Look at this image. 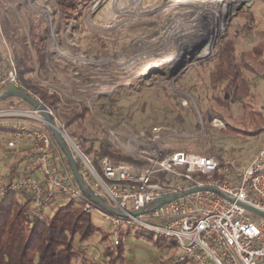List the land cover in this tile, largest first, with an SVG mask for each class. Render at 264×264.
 I'll return each mask as SVG.
<instances>
[{
	"label": "rangeland",
	"instance_id": "obj_1",
	"mask_svg": "<svg viewBox=\"0 0 264 264\" xmlns=\"http://www.w3.org/2000/svg\"><path fill=\"white\" fill-rule=\"evenodd\" d=\"M217 1L128 0L122 7L123 12L117 13L119 21L112 24L99 15L111 0H15V3L0 0L14 10L19 5L21 9L18 12L25 25V11L48 22L50 32L44 45L47 70L38 66L35 78L38 87L46 89L49 94L70 101L74 108L83 105L90 111L91 116L83 121L82 126H74L70 131L87 137L100 127L105 130L103 124L111 128L119 126L111 109L120 104L129 109L123 122L134 131L168 126L186 138L174 140L175 148L210 154L217 150L216 147H223L222 153H218L222 158L235 155L241 164H248L264 146V131L257 136H243L209 129L213 118L221 117L208 111L206 100L199 102L195 93L181 87V83L188 85L194 82L193 73L187 77L194 67L204 66L207 71H215L216 61L222 52L231 49L232 62L238 63L240 51H249L260 43L264 45V35H260L264 31V14L258 0H222L227 3V11L220 15V3ZM72 2L83 6L81 17L77 18L78 12L75 11L74 17L68 21L61 4ZM252 13H256V20L249 28ZM222 38L227 39L225 44L216 53L203 58ZM182 53H187L186 59L180 58ZM179 59L180 63L176 65ZM253 67L264 75V67L255 63ZM245 78L252 82L255 98L231 93L228 103L234 109V116L247 117L250 108L243 104L247 101L264 118V79L250 72H245ZM204 80L206 86L198 81L200 85L196 90L203 96L204 88L211 85L210 77ZM159 89H165L174 99L167 101L162 92L157 93ZM223 91L220 96L225 93ZM150 97L156 101L153 103ZM175 102L181 104L175 116L166 111L158 113L160 106ZM151 106L155 107V112H151ZM25 107L29 110L30 106ZM63 110L59 105L58 113ZM54 115L62 121L56 111ZM204 127L208 132L200 136ZM1 138L0 135V174L7 172L16 162L14 154L12 157ZM63 202L46 205L43 217L47 219ZM251 216L261 218L253 212ZM92 221L98 231L89 241L81 243L76 240L74 244L76 248H83L87 257L99 261L98 264H111L110 257L104 258L103 252L106 246H113V241L104 242L100 230L111 234L113 225L96 209L92 211ZM128 229L131 234L124 240L127 264H169L181 254L171 239L152 235L140 227H123L120 239ZM116 246L112 248L115 250ZM88 259L86 263L80 260L79 264H91Z\"/></svg>",
	"mask_w": 264,
	"mask_h": 264
},
{
	"label": "built area",
	"instance_id": "obj_2",
	"mask_svg": "<svg viewBox=\"0 0 264 264\" xmlns=\"http://www.w3.org/2000/svg\"><path fill=\"white\" fill-rule=\"evenodd\" d=\"M9 56L11 70L0 63V96L8 89L23 90ZM45 108L55 118L86 186L128 217L108 213L86 197L69 165L58 155L45 119L33 107L0 109V130L7 136L5 147L21 158L30 157L40 169V175L14 181L1 178L0 197L15 191L29 192L33 198L30 213L40 216L54 194L60 192L81 202L87 214L94 209L101 212L113 225L115 246L125 226L171 239L181 254L169 264H264V218H253L240 204L264 213V146L248 164H241L235 155L222 158L220 154L175 148L174 140L186 138L168 126L134 131L126 122L115 128L103 124L112 148L134 162L104 157L99 161V173L78 139L56 119L51 108ZM208 128L221 132L226 125L214 119ZM23 147L27 150L21 152ZM204 187L218 189L234 201L211 190H197ZM189 190L196 191L185 194ZM173 195L181 196L150 210L163 197ZM140 210L145 212L130 215Z\"/></svg>",
	"mask_w": 264,
	"mask_h": 264
},
{
	"label": "trees",
	"instance_id": "obj_3",
	"mask_svg": "<svg viewBox=\"0 0 264 264\" xmlns=\"http://www.w3.org/2000/svg\"><path fill=\"white\" fill-rule=\"evenodd\" d=\"M8 1L15 3V0ZM258 3L264 14V0H258ZM61 7L65 11L68 21L74 17L75 11L78 12L75 16L77 18L81 17L80 12H82L83 6L72 2L61 4ZM20 9L19 5L14 10L5 5V3L0 2V63L6 70H11L10 54L21 88L37 96L44 106L52 108L54 112L56 111L69 131L74 126L81 127L83 121L88 116H91L90 111L85 106L80 105V108H74L70 101L64 100L59 95L49 94L46 89L38 87L35 73L38 71V66L41 70H47L44 45L48 39L50 27L47 21L42 18L38 19L37 14L30 13L29 11H25L27 23L26 25L23 24L18 12ZM255 16L256 13H252L249 20L251 27L249 26V28H252V24L256 20ZM260 35L262 37L264 31L260 32ZM226 40L222 38L219 43L214 45L213 51L203 58L216 53L217 49L223 46ZM239 55L240 61L234 63L232 62L233 55L231 49L222 52L216 61L217 69L213 72L209 69L207 71L204 66L194 67L187 75L188 77L193 73L194 82L192 81L188 85L181 83V87L187 89L190 93H195L196 99L199 102L203 101V99L206 100L209 107L208 111L221 117L213 118L222 120L226 125V129L220 133L257 136L264 131V118L262 114L254 108L251 102L246 101L243 104L250 108L247 117L240 118L234 116V109L228 103V98L231 93L235 95L242 93L251 99L255 98V94L251 89L252 82H249L245 78V72L255 73L264 79V75H260L256 71V68L253 67L254 63L258 67H264V45L260 43V45L252 47L249 51H240ZM251 60L254 62L253 64ZM208 77H210V87L204 88V96L203 94H198V91H196L197 86L200 85L198 81H202L201 84L206 86V80L204 79ZM184 82H186V79ZM222 90H225L223 91L225 93H223V96H220ZM158 92H162L167 101L174 99L165 89H159ZM153 98L150 97L149 100L154 103L156 100ZM59 105L65 109L60 111V114L58 113ZM6 106L20 108L29 107L30 105L20 98H9L0 101V109L6 108ZM179 106L181 104L179 105L176 102L169 104V106L162 105L159 107L158 113L166 111L175 116L176 109ZM95 107H97V104H95ZM100 108L103 109V107ZM128 110L120 104L114 105L111 112L115 115L116 125L126 120L125 112ZM150 110L151 112L156 111L154 106H151ZM144 111H146V108ZM176 120H178L177 117ZM233 124L235 126H232ZM46 129L53 137L51 131L48 128ZM207 130L205 131L208 132ZM70 132L78 139L83 151L92 159L93 165L99 173H101L99 161L104 157H111L121 162H134L132 158H126V156L121 155L112 148L107 141V133L102 127L87 137L75 131ZM0 135L2 137L1 140L3 139V144L6 143V132L0 130ZM56 147L58 155L68 164L57 143ZM216 148L217 150H214L210 154L222 153L223 147ZM25 150L27 148L23 147L21 152ZM9 151L11 154L15 153L11 150ZM190 151L188 150V152ZM14 155L16 162L10 166L7 172L0 174V179L5 178L8 181H14L30 174L40 175L38 165L30 157L21 158L20 154ZM61 200L65 202L60 205L58 204L54 208L52 215L46 219L43 217L44 210L40 216H33L30 213L33 198L29 192L24 190L15 191L9 193L6 197H0V264H79L80 260L86 263L85 261L89 260L88 258H90L91 264L99 263V261H96L92 257H87L83 248H76L74 244L76 240L81 243L89 241L98 231L93 224L92 213L87 214L83 210L81 202L70 199L60 192L55 193L47 205L57 201L60 202ZM130 234L131 230L128 229L125 236H122L120 239L119 245L114 247L116 248L115 250L112 248L114 242L113 246H106L104 248L103 257H110L111 264H126L127 255L124 240ZM100 237L104 242H109L112 239L111 234L101 230Z\"/></svg>",
	"mask_w": 264,
	"mask_h": 264
},
{
	"label": "water",
	"instance_id": "obj_4",
	"mask_svg": "<svg viewBox=\"0 0 264 264\" xmlns=\"http://www.w3.org/2000/svg\"><path fill=\"white\" fill-rule=\"evenodd\" d=\"M227 97V95H226ZM9 98H20L23 101H25L27 104H29L31 107L35 108L36 110H38L41 115L43 116V118L46 121V124L48 126V129L51 131L57 146L60 148V151H62V153L64 154L66 161L73 173V178L76 179V182L78 184V186L80 187V189L82 190V192L86 195V197H88L91 201H93L95 204H97L98 206H100L103 210H105L108 213H111L113 215L119 216V217H123V218H127L128 215L123 212L122 210L116 209L114 207H112L111 205H109L106 201H104L103 199H101L100 197H98L93 191H91V189L86 186L80 171H79V167L78 164L76 163V161L74 160V158L72 157L71 154V150L69 149V147L67 146L60 129L57 127V123L54 122V120L52 119V117L50 116V114L47 112L45 106L40 103L38 100H36L32 95L28 94L26 91L23 90H17V89H11V90H7L6 92L2 93L0 96V101H3L5 99H9ZM197 190H211L221 196H223L224 198L230 200V201H234V199L226 194H224L223 192L219 191L218 189L215 188H200ZM196 190H189L187 191L185 194H189L191 192H194ZM181 195H173V196H166L163 197L161 200L157 201L158 203L152 207L150 210L154 209L155 207L164 204L166 202H169L177 197H180ZM244 208H246L250 213L253 212V214L258 215L260 217L264 218V213L259 211L258 209L247 205V204H243L240 203ZM143 210L140 211H133L130 213V215L132 217H136L140 214H142ZM148 212V211H146Z\"/></svg>",
	"mask_w": 264,
	"mask_h": 264
},
{
	"label": "bare ground",
	"instance_id": "obj_5",
	"mask_svg": "<svg viewBox=\"0 0 264 264\" xmlns=\"http://www.w3.org/2000/svg\"><path fill=\"white\" fill-rule=\"evenodd\" d=\"M127 1L128 0H111L109 5H107V4L104 5V7L102 8L101 13L99 15L104 17L105 20H108V21L110 20L112 22V24H116L119 21V20H117V18H118L117 13L119 14V12L122 11V7L124 4H126ZM217 2L220 3L219 4L220 5V11L218 12L219 15L226 12L227 11V3L226 2L223 3L222 0H218ZM127 10H129V8ZM180 55H179L180 58L184 57V59H186V57H187V53H182ZM178 63H180V59H179V61L176 62V65H179Z\"/></svg>",
	"mask_w": 264,
	"mask_h": 264
},
{
	"label": "crops",
	"instance_id": "obj_6",
	"mask_svg": "<svg viewBox=\"0 0 264 264\" xmlns=\"http://www.w3.org/2000/svg\"><path fill=\"white\" fill-rule=\"evenodd\" d=\"M3 150V149H2ZM15 156V155H14ZM12 157H13V154H12ZM126 260H127V258H126ZM127 264V263H126Z\"/></svg>",
	"mask_w": 264,
	"mask_h": 264
}]
</instances>
